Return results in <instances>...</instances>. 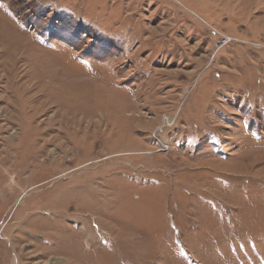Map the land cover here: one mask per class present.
<instances>
[{
    "label": "rangeland",
    "instance_id": "rangeland-1",
    "mask_svg": "<svg viewBox=\"0 0 264 264\" xmlns=\"http://www.w3.org/2000/svg\"><path fill=\"white\" fill-rule=\"evenodd\" d=\"M0 264H264V0H0Z\"/></svg>",
    "mask_w": 264,
    "mask_h": 264
},
{
    "label": "built area",
    "instance_id": "built-area-1",
    "mask_svg": "<svg viewBox=\"0 0 264 264\" xmlns=\"http://www.w3.org/2000/svg\"><path fill=\"white\" fill-rule=\"evenodd\" d=\"M231 42V39L229 37H224L223 40L221 41L220 45L225 46Z\"/></svg>",
    "mask_w": 264,
    "mask_h": 264
}]
</instances>
